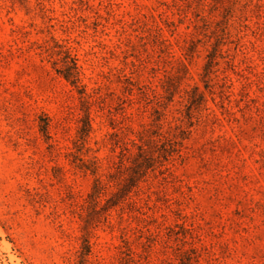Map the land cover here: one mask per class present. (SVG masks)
Instances as JSON below:
<instances>
[{"label":"rangeland","instance_id":"374dc122","mask_svg":"<svg viewBox=\"0 0 264 264\" xmlns=\"http://www.w3.org/2000/svg\"><path fill=\"white\" fill-rule=\"evenodd\" d=\"M210 3L185 57L197 0H0V264H264V0ZM194 85L195 128L162 141ZM142 130L155 165L84 255L82 216L129 175ZM83 162L108 179L99 202Z\"/></svg>","mask_w":264,"mask_h":264},{"label":"trees","instance_id":"16d2710c","mask_svg":"<svg viewBox=\"0 0 264 264\" xmlns=\"http://www.w3.org/2000/svg\"><path fill=\"white\" fill-rule=\"evenodd\" d=\"M211 1L212 0H197L196 8L193 10V15L191 17L193 27L189 31L190 34H196L197 36L192 39L191 43H188L185 57H188L192 53L199 50V40L197 38L199 35L197 31L201 27L203 20H205L207 18L206 16H208V13L204 12V7L206 5H210ZM211 51H213V49H211ZM215 59L216 57L211 56V59L206 62L204 70L201 74V80L205 82V88L208 87L206 82L210 83L213 81V73L215 72ZM62 60L64 61V64L62 68H59L60 73H62L74 85L79 87L82 80V67L78 63L77 59L72 56L70 47L66 48L65 55H63ZM184 64L188 68V65L186 63ZM195 91H199V85H194L192 89L189 90L188 104L186 105L188 108L187 111H180V113L175 116V120L173 122H169V127L161 131V135L163 137L162 141L165 142L171 137H174V139L183 140L184 138L188 137V134H185V131L195 128V124L187 126V120L185 118L194 117L192 116V113L194 112L195 107L200 108V103L206 100V91L204 89L194 94ZM195 98H200L201 101L194 103L193 101ZM85 116L86 128L84 129V136L88 135L92 130L91 112L89 106L86 107ZM147 132L148 130H142L138 135V138L133 139V144L138 148V150L133 152L131 156V172L126 176L122 184L118 186L116 192H114L110 197H107L106 201L101 207L97 206L98 204L94 205L95 207L87 217L82 216L84 222L82 224V234L80 235V238L82 239L81 249L84 255H88L92 250L91 239L94 228H96L101 222L107 220L108 218V214H106L104 218L102 217L101 210L107 212L112 207L117 205L122 199L128 198L132 188L137 185L138 182L147 175L149 169L155 165V157L150 152L153 139H151V136L147 134ZM177 150L178 149H175L174 151ZM97 161H95V163H97ZM79 166L84 169H90L95 175H97L93 189L90 192V198L92 201H95V203L101 201V197L104 193L103 189L105 188L108 179L102 178L103 174H99L98 168L94 166H88L85 162L80 163Z\"/></svg>","mask_w":264,"mask_h":264}]
</instances>
